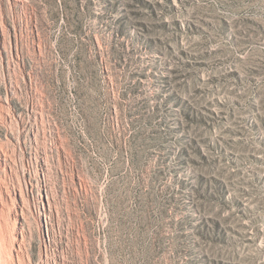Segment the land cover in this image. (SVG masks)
<instances>
[{
	"label": "rangeland",
	"instance_id": "374dc122",
	"mask_svg": "<svg viewBox=\"0 0 264 264\" xmlns=\"http://www.w3.org/2000/svg\"><path fill=\"white\" fill-rule=\"evenodd\" d=\"M0 264H264V0H0Z\"/></svg>",
	"mask_w": 264,
	"mask_h": 264
},
{
	"label": "bare ground",
	"instance_id": "6f19581e",
	"mask_svg": "<svg viewBox=\"0 0 264 264\" xmlns=\"http://www.w3.org/2000/svg\"><path fill=\"white\" fill-rule=\"evenodd\" d=\"M7 251V250H6Z\"/></svg>",
	"mask_w": 264,
	"mask_h": 264
}]
</instances>
